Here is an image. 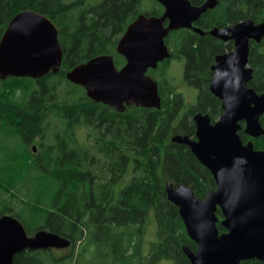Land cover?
I'll return each instance as SVG.
<instances>
[{
	"label": "trees",
	"instance_id": "trees-1",
	"mask_svg": "<svg viewBox=\"0 0 264 264\" xmlns=\"http://www.w3.org/2000/svg\"><path fill=\"white\" fill-rule=\"evenodd\" d=\"M191 2L200 5L204 0ZM28 9L57 26L63 67L38 79H0V217L11 212L29 235L48 229L67 237L72 251L85 230L95 226L112 264H137L144 259L142 233L153 212L159 239L151 244L148 258L192 264L183 247L196 251L197 244L178 206L169 200L166 182L184 183L202 199L217 184L190 146L172 137L195 139L196 113L209 114L212 122L223 114L222 100L210 89L212 67L218 54L234 49L233 40L224 42L187 28L171 31L165 39L171 58L148 70L158 82L161 108L132 105L118 112L90 98L66 73L102 54L113 55L122 68L126 59L117 46L127 27L142 13L161 16L163 5L156 0H0V42L10 21ZM247 19L264 20V0H220L195 25L208 32ZM172 60L184 62L183 82L198 89L195 101L178 91L168 72ZM249 64L254 69L249 86L264 93V38L250 41ZM260 121L264 127V114ZM241 124L243 141L253 140L256 149L264 150V135L253 138ZM80 127L88 129L89 145L78 140ZM36 137L41 158L21 161ZM21 162H28L31 176L26 179L31 177V183L10 178L12 167ZM21 197L20 208H12ZM217 215L219 231L225 232L220 209ZM73 253L58 257L52 250H27L15 257V264H70L64 260L73 261Z\"/></svg>",
	"mask_w": 264,
	"mask_h": 264
},
{
	"label": "water",
	"instance_id": "water-1",
	"mask_svg": "<svg viewBox=\"0 0 264 264\" xmlns=\"http://www.w3.org/2000/svg\"><path fill=\"white\" fill-rule=\"evenodd\" d=\"M164 7L161 16L142 13L129 24L117 51L126 59L118 68L113 55L102 54L68 70L67 79L85 88L87 95L118 112L128 106L161 108L158 82L148 74L160 62L171 58L165 39L181 28L210 35L224 42L233 40L232 51L218 54L213 65L210 89L222 100L223 114L212 122L209 114L196 113V138L176 134L173 142L190 146L198 160L212 173L217 188L204 199L184 183L166 182L168 198L178 206L197 250L183 247L192 264H243L264 262V150L253 140L244 142V131L253 138L264 135L260 121L264 114V93L249 86L254 69L249 64L250 41L264 38V20L247 19L208 32L195 25L220 0H156ZM63 49L54 22L34 10L18 13L0 42V79L58 73L63 67ZM218 209L226 228L217 226ZM72 240L48 229L29 235L23 222L12 214L0 217V264H15V257L27 250L63 249Z\"/></svg>",
	"mask_w": 264,
	"mask_h": 264
},
{
	"label": "rangeland",
	"instance_id": "rangeland-1",
	"mask_svg": "<svg viewBox=\"0 0 264 264\" xmlns=\"http://www.w3.org/2000/svg\"><path fill=\"white\" fill-rule=\"evenodd\" d=\"M168 72L170 76L174 78V81L177 84L178 91L184 94L186 100L190 102L195 101L197 93H198V89L188 86L183 82L184 62L178 61V60H172L169 63ZM77 136H78V140L82 144L89 145L87 128L85 127L78 128ZM12 168L13 170H11L10 172V175H11L10 178L13 181L29 179L28 182L31 183V177L26 179V177L30 175V172L28 171V167H26L23 162H21L20 164L14 165V167ZM21 199H24V198L22 197L18 198L17 201H15L17 204L13 206L12 208L14 209L20 208L19 206L21 204ZM9 207L10 206L6 205V208H9ZM9 213L12 214L11 212H8V214ZM102 236L103 235H101L97 231L96 227L92 226L85 230L83 240L76 244L74 251H72V246L68 248H63V249L52 248V249H47V250H52L53 254L58 257L74 252L73 261L70 260V257L64 260V262L66 261L70 264H112L111 262L112 258L110 256L105 257V252L108 249L107 247L106 249H104L105 247H104L103 239H101ZM158 239L159 238L157 234V222L152 212L148 219L147 225L145 226V229L143 230V233H142L141 246H142V256L144 257V259L142 263H137V264H174L171 259H159V260L152 261L151 259L148 258V253L150 251L151 244L153 242L158 241ZM38 250H45V249H38ZM33 251H36V250H33Z\"/></svg>",
	"mask_w": 264,
	"mask_h": 264
},
{
	"label": "flooded vegetation",
	"instance_id": "flooded-vegetation-1",
	"mask_svg": "<svg viewBox=\"0 0 264 264\" xmlns=\"http://www.w3.org/2000/svg\"><path fill=\"white\" fill-rule=\"evenodd\" d=\"M51 73V72H50ZM53 73V72H52ZM59 73V72H58ZM49 74V73H48ZM47 74V75H48ZM55 74H57V73H55ZM38 79V78H37ZM21 132V131H20ZM39 139H40V137H36L35 138V140L34 141H36V142H34V143H32L30 146H28V147H26V150H27V152L29 151L30 153L32 152V155H30V153H25V154H23V155H20V158H21V161H33L34 160V162L36 161V160H38V159H40L41 157H40V154H41V142H39ZM20 140H21V138H20ZM25 150V149H24ZM29 155H30V158L28 159V157H29ZM25 164L26 165H28V162H25ZM31 235H34V233L33 234H31ZM65 255H67V254H65ZM65 255H62V256H60V257H63V256H65Z\"/></svg>",
	"mask_w": 264,
	"mask_h": 264
},
{
	"label": "bare ground",
	"instance_id": "bare-ground-1",
	"mask_svg": "<svg viewBox=\"0 0 264 264\" xmlns=\"http://www.w3.org/2000/svg\"><path fill=\"white\" fill-rule=\"evenodd\" d=\"M239 15V14H238ZM119 27V26H118ZM15 127V126H14ZM74 189V188H73ZM114 194V193H113ZM70 205V204H69ZM75 208V207H74Z\"/></svg>",
	"mask_w": 264,
	"mask_h": 264
}]
</instances>
